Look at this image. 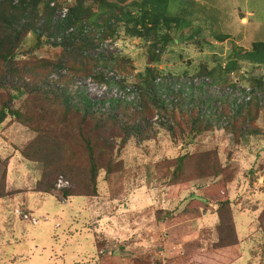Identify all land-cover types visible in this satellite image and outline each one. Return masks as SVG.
Wrapping results in <instances>:
<instances>
[{
	"label": "rangeland",
	"instance_id": "374dc122",
	"mask_svg": "<svg viewBox=\"0 0 264 264\" xmlns=\"http://www.w3.org/2000/svg\"><path fill=\"white\" fill-rule=\"evenodd\" d=\"M97 1L100 0H86L84 5L91 6L92 10L98 13L100 10L96 6ZM103 1L114 2V0ZM72 3L73 0H68L64 4ZM166 14L179 18L181 29L172 28L169 31L170 37L176 40L174 43H169L160 54L158 64L150 60L149 49L152 47L150 42L144 44L142 39L129 37L124 34L122 28H118L116 33L104 42L96 43L95 48L85 53L93 58H98V55L102 54L109 60V67L104 66L103 63H98L95 67V71L102 73V81L80 77L71 86L72 89L84 90L94 101H105L103 109L105 111L109 99H124L126 103L132 104L133 108L131 112H127L126 116L119 110L114 112L113 116L119 122L124 120L130 125L138 126L137 129L142 133L134 134L135 136L129 138L123 147H120L121 140H117L113 152V155L115 154L113 161L117 164L115 167L117 175L113 176L116 180L103 178L101 174L103 178L101 194L106 196L107 200L104 198L96 204L98 209L96 214L103 218L100 226L115 223L116 231L108 229L106 234L99 235L96 239L97 246L104 251L103 256H98V247L92 245L91 236L86 242L87 249H92L91 255L105 262L94 264H264V106L262 105L264 99L260 104L263 112L258 114L254 128L247 127V131L256 129V132H250L248 136L240 138L237 143L234 142L233 136L223 130L222 127L225 124L217 122L216 116L204 114V109L202 110V114L205 115L204 126L211 124L212 128L195 136L191 144H184L187 142L184 131L177 132V140L171 138L166 129L169 125L174 127L175 123L169 114L163 113L162 117L155 115L153 119L144 121L139 116L136 118L132 116V111L137 110L134 107H137L136 103L139 100L132 92V84L135 83L136 75L144 74L147 68L157 69L160 73L170 76L167 81L174 77L183 84L198 85L208 81L206 78L192 79L203 65L209 70L215 69L218 65L223 68L224 62L234 49H239L241 52L249 51L252 43L264 42V0H167ZM92 32L100 37V33H96L95 30ZM223 35L228 38L223 42L218 41L217 37ZM46 38L42 37L38 42L32 33L27 34L16 51L17 61H34L33 58L52 59L61 53V49L51 47ZM118 61H125L126 74L119 73L115 67ZM111 65L112 69H110ZM21 71H23L22 67ZM219 72L215 71V74ZM26 74V72H20L19 77L14 79L8 75H0V106L9 100L10 89L22 86L23 81L31 83L30 77ZM58 74L62 75L63 71H59ZM227 77L230 80L229 83L233 84H238L237 81L243 77V84H238V87L250 89L246 83L248 79L262 78L264 82V66L243 63L238 75L231 73ZM50 78H55V75L52 74ZM219 87L216 85L205 87L208 93L201 96L197 92L192 93L195 98L205 99L208 95H218L215 93L220 90ZM256 91L260 94L258 89ZM228 92L226 88H223L219 94L227 95ZM167 100L169 101L167 105L170 106V102L174 99L169 95ZM214 105L219 108V113L224 112V104L214 103ZM9 106L13 109H22L24 115L28 111L29 114L35 113L34 115L38 117L36 110L31 112L29 106L27 110L25 109L24 97L15 100ZM188 109H192L188 101L180 103V106L176 107L178 119L181 120L182 117L179 112L188 111ZM10 119L15 121L10 117L5 120ZM200 119L203 121L202 117ZM6 128L4 136L11 141L13 144L11 146L20 149L23 155L24 150L28 148L26 144H23L25 132L20 134L19 131L21 129L23 132V128L18 124H12L11 127ZM25 128L28 131L27 137H32L29 141H32L35 137L34 133ZM83 148L66 147L68 163L78 161ZM205 151L217 152L225 174L212 176L209 172H201V175L206 177L194 179L191 167L187 165L188 168L185 167L178 174L179 180L181 179L180 181L184 183L179 185L184 187L176 188L166 185L170 183L169 179L173 171L172 167L168 169L163 167L162 164L167 159L186 153ZM83 158H86L85 152L81 156L82 160ZM35 164L36 166L30 163L33 167L29 168V171L31 174L34 170L36 172L24 179V173L15 175V171L20 170L11 163L8 174L13 176L14 181L10 187L20 188L19 182L24 184L25 180L30 187L34 179L41 178L42 164L37 162ZM4 169L2 162L0 163V188L4 184ZM57 176L65 177L63 174ZM57 176L53 178L52 185L55 184ZM225 176L229 177L226 182ZM160 177H162L161 180ZM54 192L51 195L25 192L6 200L11 203H8L6 210L1 209L0 239L5 234L11 233L9 229H22L28 232L31 229L34 232L46 227L45 235L41 233L42 242L40 243L43 246L48 242L50 234H57L61 238L68 224L87 222L85 216L87 208L83 203L85 200L68 198L66 203L62 204L60 191L54 190ZM227 198L231 202L230 208L239 240V247L234 248L235 250L230 249L233 254L228 253L225 247L214 248V244L222 235L220 231L218 235L217 219L210 213L219 201ZM14 206L18 209L24 206L33 214L45 215L49 219L33 227L13 214ZM75 208H81L84 214L77 215ZM74 215L77 217V222H72ZM210 215H213L214 220ZM97 216H94L92 221H98L100 217L97 220ZM56 222L60 225L59 228L54 227ZM117 230L120 232L117 233ZM14 231L16 233L17 230ZM19 246L21 251L29 250V253L21 252L14 263L3 257L5 264H61L59 261H49L46 259V254L41 255L37 249L31 250L27 240H21ZM17 247L3 246L1 250L4 255H7L8 252L14 253ZM71 247L70 245L69 248ZM69 251L65 255V261H68L69 255H72ZM77 263L82 262L78 260Z\"/></svg>",
	"mask_w": 264,
	"mask_h": 264
},
{
	"label": "trees",
	"instance_id": "16d2710c",
	"mask_svg": "<svg viewBox=\"0 0 264 264\" xmlns=\"http://www.w3.org/2000/svg\"><path fill=\"white\" fill-rule=\"evenodd\" d=\"M67 1L0 0V75H8L14 79L19 77L20 72H26L31 81V83L23 81L22 86L9 90V100L0 106V125L10 117L34 133L35 137L26 143L28 148L24 150L23 155L21 152V155L28 161L42 164L43 173L36 184V192L52 194L53 178L63 174L71 184V188L59 192L63 198L96 196L101 174L103 178L116 180L113 176L117 175L115 171L117 164L113 161L115 159L113 152L117 140H121L120 147H123L129 138L142 133L137 129L138 126L130 125L124 120L119 122L113 116L118 110L126 116L128 111L131 112L132 104L126 103L124 99H109L105 111L103 110L105 101H94L84 90L71 88L80 77L102 81V73L95 71V67L98 63L109 67V60L102 54L98 55V58H93L85 53L95 48L96 43L104 42L116 33L118 28H122L125 35L142 39L144 44L150 42L152 44L149 49L150 60L158 64L160 54L169 43L176 40L170 37L169 31L172 28L179 30L181 27L179 18L166 14L167 0H114L112 3L100 0L96 4L100 10L98 13L94 12L91 6L84 5L86 0H73L70 5L64 4ZM63 9L67 10L66 16L56 18ZM69 29L72 30L62 36L60 43L50 42L51 38ZM92 30L100 33V37L93 34ZM29 33H32L38 42L42 37H47L50 46L61 49V53L52 59L33 58L34 61H17L16 51L20 42ZM227 38L223 35L217 37V40L223 42ZM124 63L125 61H118L115 65L119 73H127ZM224 63L223 68L218 65L216 67L218 69L210 70L203 65L192 79L206 78L208 81L198 85L183 84L174 77L167 81L170 76L153 68H147L144 74H137L135 83L132 84V92L139 100L136 103L137 107H134L137 110L132 111L133 118L139 116L144 121L153 119L155 115L162 117L163 113L169 114L175 126L169 125L166 130L174 140H177L176 134L179 130L184 131V138L187 141L184 144H191L195 136L211 130V124L204 126L203 109L204 114L216 116L217 122L225 124L223 130L234 137L235 143L240 138L248 136L250 132L255 133L256 129L247 131V127L254 128L258 114L263 112L261 107L264 103L260 104L264 99L261 98L264 95V82L262 78L248 79L246 83L250 89L247 88L249 89L247 91L246 87H238V84H243V77L237 81L238 84H233L229 83L227 76L231 73L238 75L243 63L264 66V42L252 43L249 51L241 52L234 49ZM59 71H63V74L59 75ZM215 71L220 72L216 75ZM52 74L55 78H50ZM212 85L220 86V90L215 93L218 94L216 96L208 95L202 99L195 98L192 93L204 95L208 93L204 88ZM223 88L229 91L227 95L219 94ZM257 89L260 94H257ZM169 95L174 99L170 106L167 105ZM22 97L26 104L25 109L27 110L29 106L31 112L36 110L38 117L34 115L35 113L29 114L28 111L24 115L22 109H13L9 106ZM185 101L192 105V109L181 110L180 120L176 107ZM214 103L224 104V112L219 113V108ZM199 114L201 116L198 117ZM66 147H84L80 159L68 163ZM84 152L86 158L82 160ZM162 165L166 169L173 168L170 183L166 185L176 188L184 187L179 185L184 183L179 180L178 174L187 165L191 167L194 179L206 177L202 176L201 172H209L212 176L225 174L216 151L186 153L167 159ZM228 179L229 177L225 176V182ZM4 193L3 185L0 188V197H3ZM230 204L227 198L214 206L217 217L216 229L218 235L219 231L222 235L214 244V248L225 247L228 253L233 254L230 249L235 250L234 248L239 247V240Z\"/></svg>",
	"mask_w": 264,
	"mask_h": 264
},
{
	"label": "crops",
	"instance_id": "0c3cea01",
	"mask_svg": "<svg viewBox=\"0 0 264 264\" xmlns=\"http://www.w3.org/2000/svg\"><path fill=\"white\" fill-rule=\"evenodd\" d=\"M10 121L13 123H11ZM12 124H18L23 128L22 129L23 132H21V129H19L20 134H23L24 132H25L24 134H26V137L23 141V144H26L30 139H32V137H30V138L27 137V135H28L26 133V132H28L27 129L24 126H22L21 124L13 121L12 119H10L9 121L3 122L0 125V163L3 162L4 167H5L4 177H3L4 178V184L3 185H4L5 193H4L3 197H0V214H2L1 209L6 210L8 208V203H11L10 201H6V200H9V199L13 198L15 195L23 194L25 192H36L35 191L36 184L40 180L39 177L37 179H34L32 182V186H30V187H28V185L26 184L27 180L24 181V184L22 182H19L20 188H17V186H15L13 188L10 187V184L13 185V181H14L13 176L12 175L10 176V174H8L11 163L14 166H16V168L18 170H20V171H15V175L20 174V172L24 173L23 174L24 179H25V177L29 178L34 172H36L34 170V172H32V174H31L29 171V168L33 167V165H30V163H33L34 166H36V164L34 162H31V161L24 159L20 153V149H18L17 147H12L11 145H13V144L11 143V141L8 140V138L4 136V132L7 129L6 127H11ZM101 176L99 177V183L97 186V195L96 196H72V197H69V198H81V199L85 200V202H83V203H84L85 207L87 208V210H86L87 212L85 214L87 222H82L81 224L76 223L74 225H73V223H70V225L68 224L67 225L68 228L66 227L67 230H66V232H64V234L61 235V238L57 234L56 235L50 234V238H49L48 242H46L43 246H41V243H40V242H42V240H41L42 234L41 233H44L43 235H45L44 231H45L46 227H43L39 231L33 230L34 232H32L31 229H30V232H28L26 230L22 231V229H9L11 231V233L5 234V236H2L0 239V264H5L3 262L4 261L3 257L6 260L12 261L14 263V262H16L17 257L19 254H21V252L29 253V250L28 251L27 250H24V251L20 250L19 245L21 244V240H27L28 243L30 244L31 250L33 248L37 249V251L39 253H41V255L43 253H45L46 259H49V261H56V262L59 261L61 264H78L77 263L78 260H80L82 262L81 264H94L97 262L105 263L102 260L96 259L95 255H91L92 249L91 250L87 249V246H86V242H88L89 236L92 237V239H91L92 245L94 244L97 246L98 243L96 242V239L98 238L99 235L106 234L108 229H112V231H114V232L116 231L115 226H114L115 223H113L112 225L108 224L107 226H106V224H101V226H102L101 227L100 223L103 222V218H102V216L101 217L99 216L100 217V219H99V217L96 214L98 211V209L96 208L97 202H100V200H103L106 197V196H103L101 194V185H102L101 181L103 179ZM23 186H25V187L23 188ZM36 193H40V192H36ZM53 193H55V192H53ZM49 195H51V193ZM61 199L64 200L62 202V204H65L66 199H68V198L62 197ZM97 200H99V201H97ZM104 200H107V199L105 198ZM133 204H134V202H133ZM21 207H22V209L31 213L34 217L45 218L46 220L43 222H47L49 219L45 215H38L37 216L36 214H33L28 209H26L24 206H21ZM12 208H13V210L16 209L15 206ZM132 208H133V206H132ZM213 210L214 209H211L210 213L215 215L214 218L217 219L216 214L213 213ZM75 212L77 213V215H80V216L84 214V212L81 211V208H75ZM3 213H4V211H3ZM213 215H210L212 219H213V217H212ZM88 216H89V218H88ZM94 216H97L98 217L97 220L98 219L99 220L98 221H92ZM197 217H201V216L197 215ZM202 217L205 218L204 216H202ZM76 219H77V217L74 215L72 222H77ZM71 220L72 219H70V221ZM213 222L215 223V221H213ZM39 223L36 225H31V224L30 225L33 227H37L39 225ZM89 224H90V227H89ZM104 225H105V227H103ZM54 227L59 228L60 225L56 222ZM103 228H104V230H103ZM5 229L7 230V228H5ZM14 230H17L16 233L17 232L18 233L16 234ZM101 230H103V231L101 232ZM90 232H91V234H90ZM119 232H120V230H117V233H119ZM13 245L18 246L15 249L14 253L8 252L7 255H4L2 253L1 248L3 246L10 248V247H13ZM70 245L72 246L71 248H69ZM68 250H70L69 252H71L73 256L69 255L68 261H65L66 260L65 255L68 252ZM103 252H104L103 249L98 247V256H103L104 255ZM84 259H85V261H84Z\"/></svg>",
	"mask_w": 264,
	"mask_h": 264
},
{
	"label": "built area",
	"instance_id": "2783aa9c",
	"mask_svg": "<svg viewBox=\"0 0 264 264\" xmlns=\"http://www.w3.org/2000/svg\"><path fill=\"white\" fill-rule=\"evenodd\" d=\"M52 5L53 4H51V6ZM66 13H67V10L66 9H63L59 14L56 15V18H64L66 16ZM71 30L72 29H69L68 31L64 32L63 34L51 38L50 39V42H53L54 41V42L60 43L62 41V36H65ZM54 185H55V188H56V189L54 188V190L60 191V192L63 191V190H66V189L71 188L70 182L67 179H65L64 177H62V176H59L56 179V182H55ZM13 214L15 216H17L18 218H20L21 221L27 222V223H29L31 225H36L40 221H45L46 220L43 217H34L32 214L27 213L23 209H18V208H16V209L13 210Z\"/></svg>",
	"mask_w": 264,
	"mask_h": 264
}]
</instances>
